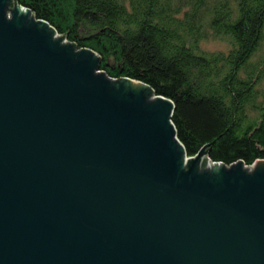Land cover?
Returning <instances> with one entry per match:
<instances>
[{
  "label": "water",
  "instance_id": "water-1",
  "mask_svg": "<svg viewBox=\"0 0 264 264\" xmlns=\"http://www.w3.org/2000/svg\"><path fill=\"white\" fill-rule=\"evenodd\" d=\"M10 3L0 0V264H264V161L250 172L212 163L202 151L215 141L189 158L172 101L110 78L97 53L16 1L10 18Z\"/></svg>",
  "mask_w": 264,
  "mask_h": 264
},
{
  "label": "trees",
  "instance_id": "trees-1",
  "mask_svg": "<svg viewBox=\"0 0 264 264\" xmlns=\"http://www.w3.org/2000/svg\"><path fill=\"white\" fill-rule=\"evenodd\" d=\"M112 79L174 104L189 158L264 161V0H15ZM211 42L223 47L210 49Z\"/></svg>",
  "mask_w": 264,
  "mask_h": 264
},
{
  "label": "rangeland",
  "instance_id": "rangeland-1",
  "mask_svg": "<svg viewBox=\"0 0 264 264\" xmlns=\"http://www.w3.org/2000/svg\"><path fill=\"white\" fill-rule=\"evenodd\" d=\"M15 7H18V6H15V0H11V3H10V5L8 6V16L10 17V18H13V16H12V13H14V10H15ZM19 8V7H18ZM22 9L20 8V11H21ZM25 13H27L28 14V12H25ZM23 16H27L26 14H23ZM61 37V36H60ZM65 43V42H64ZM207 47L208 48H210V49H217L218 47H220V48H222L223 47V45L222 44H217V43H214V42H211V43H209L208 45H207ZM204 158V157H203ZM202 158V159H203ZM214 166V165H213ZM255 166H257V165H255ZM187 167V166H186ZM185 167V168H186ZM252 167V166H251ZM251 167H248V168H244V170H249L248 172H250L251 171ZM198 173V172H197ZM199 175H201L200 173H198ZM202 176H203V174H202Z\"/></svg>",
  "mask_w": 264,
  "mask_h": 264
},
{
  "label": "bare ground",
  "instance_id": "bare-ground-1",
  "mask_svg": "<svg viewBox=\"0 0 264 264\" xmlns=\"http://www.w3.org/2000/svg\"><path fill=\"white\" fill-rule=\"evenodd\" d=\"M20 12H21L22 14H25V11H23V10L20 11ZM30 18L33 19L31 16H30ZM33 21H34V20H33ZM130 82H131V84H132V87H135V86H137L138 84H141V83L136 82V81H130ZM114 83H118V81H117V82H114ZM141 85H143V84H141ZM143 86H144V85H143ZM149 100H150L151 102H153L151 98H150ZM188 161H189V160H186V161H185V163H184L185 166L188 164ZM260 162H263V161H260ZM211 166H212L213 168L215 167V166H213V165H211ZM211 166H206L205 168L200 167L199 172L202 173V174H205L209 169L212 168ZM256 167H257V166H256ZM256 167H255V169H257Z\"/></svg>",
  "mask_w": 264,
  "mask_h": 264
},
{
  "label": "built area",
  "instance_id": "built-area-1",
  "mask_svg": "<svg viewBox=\"0 0 264 264\" xmlns=\"http://www.w3.org/2000/svg\"><path fill=\"white\" fill-rule=\"evenodd\" d=\"M58 37H60L59 35H57ZM64 42L66 43V44H68V42L64 39Z\"/></svg>",
  "mask_w": 264,
  "mask_h": 264
}]
</instances>
